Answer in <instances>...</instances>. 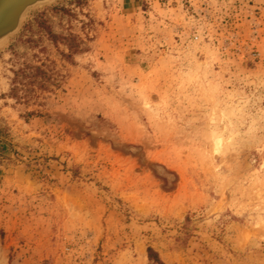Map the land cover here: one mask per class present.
Instances as JSON below:
<instances>
[{
	"label": "rangeland",
	"instance_id": "rangeland-1",
	"mask_svg": "<svg viewBox=\"0 0 264 264\" xmlns=\"http://www.w3.org/2000/svg\"><path fill=\"white\" fill-rule=\"evenodd\" d=\"M1 142L0 264H264V0L31 9Z\"/></svg>",
	"mask_w": 264,
	"mask_h": 264
},
{
	"label": "water",
	"instance_id": "water-1",
	"mask_svg": "<svg viewBox=\"0 0 264 264\" xmlns=\"http://www.w3.org/2000/svg\"><path fill=\"white\" fill-rule=\"evenodd\" d=\"M53 0H0V46L15 34L33 8Z\"/></svg>",
	"mask_w": 264,
	"mask_h": 264
},
{
	"label": "trees",
	"instance_id": "trees-1",
	"mask_svg": "<svg viewBox=\"0 0 264 264\" xmlns=\"http://www.w3.org/2000/svg\"><path fill=\"white\" fill-rule=\"evenodd\" d=\"M0 148L2 150H5L7 145L3 142L0 143ZM147 256H148V259L155 262V263H158V264H163V262L160 260L159 258V255L158 253L151 247H147Z\"/></svg>",
	"mask_w": 264,
	"mask_h": 264
}]
</instances>
